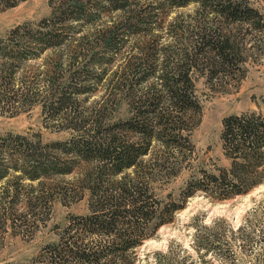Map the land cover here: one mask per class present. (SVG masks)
Wrapping results in <instances>:
<instances>
[{
  "label": "rangeland",
  "instance_id": "obj_1",
  "mask_svg": "<svg viewBox=\"0 0 264 264\" xmlns=\"http://www.w3.org/2000/svg\"><path fill=\"white\" fill-rule=\"evenodd\" d=\"M78 1L86 4V12L57 26L64 31V41L58 47L62 69L56 78L67 84L74 73L80 82L73 97L81 112L78 115L85 116L78 121L92 115L102 128L120 131L123 141L137 140L126 129L133 118L132 103L135 108L143 100L138 96L151 87L166 97L163 78L166 74L175 77V66L181 60L178 53L192 51L190 41L200 29L207 30L208 41L223 32L229 36L228 60L223 63L212 52H206L205 60L196 55V66L189 72V92L197 106L193 118L178 126L169 124L168 133L178 134L177 127L182 130L168 142L154 139L148 145L142 143L140 149L146 152L134 165L118 172L106 160L99 161L93 150L81 153L89 125L74 130L71 111L69 119L57 112L49 115L44 107L50 96L46 88L36 90L28 104L1 108L0 161L7 170L0 178V264H46V248L60 242L69 222L90 214L92 207L100 205V196L110 197V192L119 191L123 184L148 191V201L156 200V207L179 204L181 208L169 219L164 214L161 218L165 222L157 226L159 217L149 222L141 244L119 256L116 264H123L124 256L132 264H264V181L245 194L225 200L211 201L202 194L183 199L184 191L203 172L212 173L230 164L221 138L223 118L264 111V0H244L243 4L256 11L255 23L240 27L227 24L210 1L206 7L200 0ZM124 3L128 4L126 9L116 6ZM52 5L57 1L20 0L1 10L0 36L15 27L35 32L41 20H50ZM113 27L116 44L110 49L96 38L98 31L107 35ZM81 40L88 42L78 51L76 62L70 64L72 56L67 47ZM56 52L43 48L34 58L26 59L13 79L42 84L51 55ZM131 60L142 67L129 79L133 91L129 93L123 84V71ZM145 74L146 79L142 78ZM162 108V112L175 113L165 99ZM16 135L38 143L55 168L31 179L27 173L32 169L33 156L30 161L25 156L16 161L7 150L10 140L6 138ZM99 163H104V168ZM35 203V208H28ZM240 227L249 236L246 241L240 237ZM194 233L215 236L208 244L212 252L196 247ZM70 234L73 240H99L75 227ZM114 236L104 237L110 240Z\"/></svg>",
  "mask_w": 264,
  "mask_h": 264
},
{
  "label": "trees",
  "instance_id": "obj_2",
  "mask_svg": "<svg viewBox=\"0 0 264 264\" xmlns=\"http://www.w3.org/2000/svg\"><path fill=\"white\" fill-rule=\"evenodd\" d=\"M19 1L0 0V11L14 6ZM56 1L57 5H52L50 20H41L35 32L31 30L22 31L21 27H15L6 35L0 36V110L5 106L15 107L21 102L28 104L31 99H34L36 90L39 91L41 87L46 88L50 96H48V101H44V107L49 115L57 112V114L65 115L68 119L73 116L75 123H71L70 126L77 131H80V126L89 125L88 129H85L86 136L81 153L84 151L92 152L93 150L94 156L100 159L99 161L106 160L107 164L113 166L111 167L112 170L118 172L125 167L134 165L135 160L146 152V150L141 151L140 149L142 143L148 145L154 139L159 141L165 139V142H168L171 137H176L182 130L181 127H177L178 134L168 133L169 124L178 126L179 122L193 118L197 106L189 92L191 86L189 72L193 66H196V55L205 60L206 52H212L214 57L226 63L229 53L227 43L229 36L223 32L222 36L219 35L215 38L211 36L210 41H208L207 30L205 28L200 29L196 33L194 41H190L189 45L192 46V51L183 50V52L178 53L181 60L175 66L177 70L175 77L166 74V77L163 78L164 97H166L163 98L155 91V88L151 87L138 96V99L143 100L135 108L134 103H132L133 118L126 124V129L132 131L137 140L123 141L120 131L102 128L100 121L93 118L92 115L91 119L89 115H86V119L78 121L82 115H78L81 112H78L73 96L76 92V86L80 82L75 78L74 73H72L67 84L59 82L56 78L62 69L61 52L58 47L64 41L62 37L64 31L57 26L66 20H76L82 13L86 12V4L78 0ZM209 1L216 14L223 17L227 24L232 26L238 24L240 27L243 23H255L256 11L243 4L245 3L244 0H200L203 7H206ZM127 5L124 3L116 6L126 9ZM136 20L139 23L142 22V19ZM97 34L96 40L99 39L104 42L107 48H114L116 44L114 27L108 30L107 35L103 31L101 34L98 31ZM87 42L81 40L72 48L67 47L71 51L70 56H72L70 64L76 62L78 51L83 50ZM47 47L55 52L58 50V52L51 55L52 62L51 66L47 67L48 75L45 81L42 84L30 80L15 81L13 79L15 73L18 68L24 65L26 59L34 58L43 48ZM134 61H129L123 71V84L127 86L129 93L133 92L131 89L132 82L129 79L139 74L142 67L141 63ZM146 76L148 75L145 74L142 78L146 79ZM15 94H19V96L14 97ZM164 99L167 106L171 107L175 113L168 110L162 112ZM142 106H146V109H140ZM70 111L72 116L68 115ZM221 138L224 153L230 158V164L226 168L217 167L216 171H212V173L203 172L196 178V181L192 182L193 184L190 183L192 184L190 188L188 186V190L184 191V200L195 194H202L211 201L225 200L235 195L245 194L253 186L264 181V111L226 116L222 120ZM6 139L10 140L7 150L11 156H16L14 160H20L25 156L30 161L33 156L30 166L32 169L27 173L31 179H36L40 174H47L49 170L55 168L53 161L45 157L46 152L44 149L39 150L37 146L39 144L35 141L27 142L25 137L17 135L14 138ZM19 154L21 155L19 156ZM12 168L16 171L19 170L21 174L24 172L20 167L13 166ZM6 170L5 164L0 161V178L4 176ZM117 189L119 191L110 192V197L100 196V205L92 207L90 214L75 217L69 222L68 228L65 230L66 235L61 236L60 242L50 244L46 248L44 254L47 258L46 264H116L119 262V256L141 244L149 222L159 217L160 221L156 222L157 226L165 222L166 219L161 218L162 216L165 217L164 214H167L169 219L171 214L181 208L179 204L169 207H156L158 205L156 200L148 201L151 195L148 191H138L132 185L123 184ZM93 192L96 193V191ZM93 195L95 196L94 193H92ZM35 207L36 203L29 205L28 208ZM74 227L83 235L99 237V240L89 243L71 239L70 231ZM238 230L240 237L246 241L249 236L242 233V227ZM201 234L194 233L196 247L198 249L203 247L206 251L212 252L213 249H209L208 244L210 241H215V236L210 238ZM113 235L115 236L111 237L110 240L106 238ZM263 239L264 237L261 238V241ZM262 242L264 243V240ZM122 261L123 264H132L125 259V256Z\"/></svg>",
  "mask_w": 264,
  "mask_h": 264
}]
</instances>
